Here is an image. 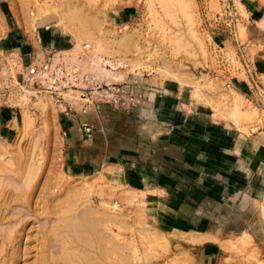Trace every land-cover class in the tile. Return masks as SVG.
<instances>
[{"label": "rangeland", "instance_id": "1", "mask_svg": "<svg viewBox=\"0 0 264 264\" xmlns=\"http://www.w3.org/2000/svg\"><path fill=\"white\" fill-rule=\"evenodd\" d=\"M261 32L264 0H0V264H264Z\"/></svg>", "mask_w": 264, "mask_h": 264}, {"label": "crops", "instance_id": "2", "mask_svg": "<svg viewBox=\"0 0 264 264\" xmlns=\"http://www.w3.org/2000/svg\"><path fill=\"white\" fill-rule=\"evenodd\" d=\"M51 28V27H49ZM250 32L248 33V36L250 35ZM24 34H26L23 31ZM42 36H45L47 34H50V36H53V32L51 30H48V28L42 29ZM264 32H261L260 34H256L255 38H251V46L249 47L250 53L252 54V58L254 59L255 67L258 69L259 73L264 77ZM250 37V36H249ZM23 36L19 38V40L23 41ZM51 38V37H50ZM250 39V38H249ZM17 43L18 41L15 40ZM254 139H250L251 143H254L257 147V152L252 154L251 162L255 165V171H256V182L259 181L260 185L264 186V131L258 132L254 135ZM247 147L245 151L248 150L249 142L246 144ZM255 147V148H256Z\"/></svg>", "mask_w": 264, "mask_h": 264}, {"label": "bare ground", "instance_id": "3", "mask_svg": "<svg viewBox=\"0 0 264 264\" xmlns=\"http://www.w3.org/2000/svg\"><path fill=\"white\" fill-rule=\"evenodd\" d=\"M185 4H186V3H185ZM29 175H30V174H29ZM29 175H28V176H29ZM25 177H26V176H25ZM26 179H27V178H26ZM26 179H25V180H26ZM25 180H24V182H25ZM28 180H30V177H29ZM26 181H27V180H26ZM25 183H26V182H25ZM27 183H28V182H27ZM27 183H26V184H27ZM7 187H8V186H7ZM114 207L117 208L118 206L114 205ZM67 220H68V219H67ZM67 220H66V221H67ZM69 220H70V218H69ZM71 220H72V219H71ZM79 220H80V219H79ZM69 222H70V221H69ZM66 223H67V222H66ZM70 224H72V222H71ZM66 225H68V224H66ZM73 226H74V225H73ZM73 226H72V227H73ZM72 227H71V228H72ZM9 232H10V231H9ZM11 233H12V232H10V234H11ZM8 235H9V234H8ZM82 235H83V234H82ZM78 236H79V235H78ZM59 237H60V236H59ZM79 238H80V237H79ZM80 239H81V238H80ZM56 240H57V239H56ZM84 240H86V239H84ZM86 241L88 242V240H86ZM55 242H56V241H55ZM90 242H91V241H90ZM88 243H89V242H88ZM88 243H87V244H88ZM72 244H73V243H72ZM66 250H67V249H66ZM66 250H65V251H66ZM69 250H70V249H69ZM69 250H67V251H69ZM73 250H74V249H73ZM70 251H71V250H70ZM71 252H72V251H71ZM81 253H82V252H81ZM83 253H84V252H83ZM66 254L69 255V253H66ZM71 254H72V253H71ZM25 255H26V254H25ZM85 255H86V254H85ZM64 256H65V255H64ZM88 256H90V255H87L86 258H88ZM82 257H83V256H82ZM63 258H64V257H63ZM65 259H66V258H65ZM88 259H89V258H88ZM91 260H92V259H91ZM89 261H90V260H89ZM63 262H64V261H63ZM69 262H71V261H69ZM65 263H66V262H64V264H65ZM90 263H91V261H90ZM92 263H93V262H92Z\"/></svg>", "mask_w": 264, "mask_h": 264}, {"label": "built area", "instance_id": "4", "mask_svg": "<svg viewBox=\"0 0 264 264\" xmlns=\"http://www.w3.org/2000/svg\"><path fill=\"white\" fill-rule=\"evenodd\" d=\"M117 203V202H116ZM118 204V206H119V203H117Z\"/></svg>", "mask_w": 264, "mask_h": 264}]
</instances>
